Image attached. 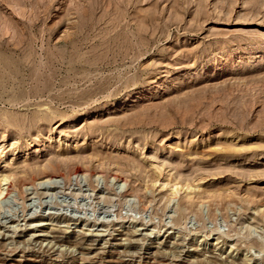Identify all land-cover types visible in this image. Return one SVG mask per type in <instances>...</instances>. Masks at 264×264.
I'll return each mask as SVG.
<instances>
[{"label":"rangeland","instance_id":"rangeland-1","mask_svg":"<svg viewBox=\"0 0 264 264\" xmlns=\"http://www.w3.org/2000/svg\"><path fill=\"white\" fill-rule=\"evenodd\" d=\"M9 185L0 264H264V0H0Z\"/></svg>","mask_w":264,"mask_h":264},{"label":"bare ground","instance_id":"bare-ground-1","mask_svg":"<svg viewBox=\"0 0 264 264\" xmlns=\"http://www.w3.org/2000/svg\"><path fill=\"white\" fill-rule=\"evenodd\" d=\"M50 178V177H49ZM4 182H6L7 180H3ZM57 184V181H55V179H47L45 182H43V183H40V184H38V186H45V189L47 190V191H49V190H51V189H53L52 187L54 186V185H56ZM9 187H10V185L5 189V190H2V191H0V197H2L3 195H4V191H5V195H7L8 194V189H9ZM10 192V191H9ZM4 197V196H3Z\"/></svg>","mask_w":264,"mask_h":264}]
</instances>
